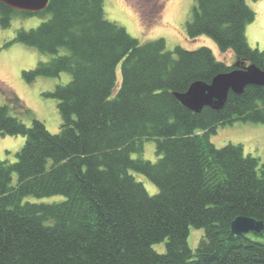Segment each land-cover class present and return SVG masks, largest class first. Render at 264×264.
Returning <instances> with one entry per match:
<instances>
[{
	"label": "trees",
	"instance_id": "obj_1",
	"mask_svg": "<svg viewBox=\"0 0 264 264\" xmlns=\"http://www.w3.org/2000/svg\"><path fill=\"white\" fill-rule=\"evenodd\" d=\"M47 13L13 38L51 54L23 76L66 72L70 79L45 94L57 100V133L36 118L27 126L0 103V134L25 138L15 161L0 159V264H264V163L240 144L210 140L235 120L264 123V85L229 91L220 108L198 112L175 95L235 62L264 68V49L245 36L255 17L246 0H195L185 21L189 38L231 50L233 64L205 45L166 50L162 37L139 43L105 18L103 0H48L39 12L0 1V27L13 15ZM8 103L26 110L15 95ZM147 139L157 160L132 158ZM29 195L64 199L23 201ZM237 216L260 220L262 231L231 234ZM190 227L203 230L194 250ZM160 242L164 252L153 248Z\"/></svg>",
	"mask_w": 264,
	"mask_h": 264
},
{
	"label": "rangeland",
	"instance_id": "obj_2",
	"mask_svg": "<svg viewBox=\"0 0 264 264\" xmlns=\"http://www.w3.org/2000/svg\"><path fill=\"white\" fill-rule=\"evenodd\" d=\"M246 2L255 13L254 20L245 28L247 42L252 48L263 50L264 0H246ZM194 4L195 0H103L105 18L124 27L139 43L162 37L166 50H172L175 46L195 49L205 45L213 49L218 60L232 64L235 57L231 50L219 51L216 44L206 36L191 39L186 35L185 21L190 19ZM137 9L145 15V22L141 20ZM47 18H49L48 13L31 16L13 15L8 27H0V103L8 104L9 114L27 126L31 125L33 118H36L44 123L48 131L57 133L61 124L57 100L45 94L54 90L57 84L67 83L70 75L63 72L55 77L38 76L33 80H27L23 76V71L34 69L39 61L49 60L51 54L42 53L35 47L13 41L19 29L37 27ZM8 42L10 44L5 46ZM14 95L19 98L26 110L12 107L8 103ZM24 140L21 135L0 134V159L15 161L16 152L22 147ZM210 140L216 147L228 143L240 144L244 155H252L259 159V163H264V123L235 120L231 124L219 126L216 133L210 136ZM131 157L156 161L155 141L144 140L142 152L131 153ZM130 173L143 183L150 194L156 193V186L148 178L132 170ZM63 199V195L45 197L29 195L23 201L52 203ZM202 237V229L190 227L187 238L189 247L194 250ZM153 248L158 252H164L165 244L160 242L154 244Z\"/></svg>",
	"mask_w": 264,
	"mask_h": 264
},
{
	"label": "water",
	"instance_id": "obj_3",
	"mask_svg": "<svg viewBox=\"0 0 264 264\" xmlns=\"http://www.w3.org/2000/svg\"><path fill=\"white\" fill-rule=\"evenodd\" d=\"M14 10L26 12H39L46 8L48 0H0ZM264 85V68L254 64L235 62V67L229 71L218 73L209 83L193 82L183 93H175L180 102L198 112L204 106L220 108L226 101L229 91L239 94L244 87ZM263 229L260 220L247 216H237L230 224V233L233 235H246L250 232L259 233Z\"/></svg>",
	"mask_w": 264,
	"mask_h": 264
}]
</instances>
